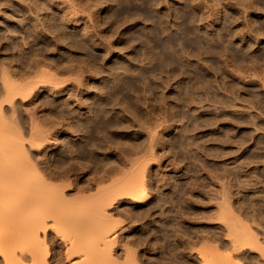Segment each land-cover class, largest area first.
I'll use <instances>...</instances> for the list:
<instances>
[{"label": "rangeland", "instance_id": "obj_1", "mask_svg": "<svg viewBox=\"0 0 264 264\" xmlns=\"http://www.w3.org/2000/svg\"><path fill=\"white\" fill-rule=\"evenodd\" d=\"M207 1H209V2L207 3ZM246 1L248 2L247 3L248 6L246 4ZM18 2H19V4H18ZM174 3L177 5V7ZM191 3H193L194 5ZM239 3H240V5H239ZM71 4H73V5H71ZM233 4H234V6H233ZM195 5H197V6H195ZM50 6H51V8H50ZM189 6H191V7H189ZM76 7H78V8H76ZM23 11H25V12H23ZM175 11L177 12V14ZM235 11H237V12L235 13ZM19 12H21V13H19ZM85 12H87L88 14ZM137 12H139L138 13L139 15L137 14ZM146 12L148 13V15ZM153 12H155V14ZM131 13H133L134 16L131 15ZM158 13H160V14H158ZM153 14H154V16H151ZM90 15H91V17H90ZM136 15H138V16H136ZM200 15H201L202 19L200 18ZM202 15H203V17H202ZM123 16H125V17H123ZM129 16H131V17H129ZM140 16H142V17H140ZM166 16L168 17V19ZM146 17H147V19H146ZM148 17H150V18L152 17V18L150 19ZM155 17H156V19H155ZM176 17L179 19H177ZM215 17H217V18H215ZM24 18H26L25 19L26 22H25ZM31 18H32V20H31ZM48 18H49V20H48ZM131 18L133 21L131 20ZM140 18H142V20ZM144 18H145V20H144ZM174 18H175V20H174ZM182 19H184V21ZM191 19L193 22L191 21ZM226 19H228V21ZM21 20H23V21H21ZM150 20H152V21H150ZM159 20H161V21H159ZM199 20H200V22H199ZM166 21H167V24H166ZM177 23H178V25H177ZM186 23L188 26L186 25ZM250 23L251 24L253 23V24L251 25ZM34 24H36V25H34ZM244 24L246 26H244ZM43 25H45V27ZM176 25H177V27H176ZM197 25H198V28H197ZM82 26L84 29L82 28ZM207 26H208V28H207ZM243 26L245 28H243ZM263 27H264V0H258V1L257 0H253V1L252 0L251 1L250 0H243V1L242 0H223V1L222 0H216V1L215 0H195V1L194 0H189V1L188 0H169V1L168 0H165V1H163V0H154V1L153 0H144V2H143V0H141V1H139V0H13V1L12 0H0V67L3 66V68H0L1 69V72H0V74H1L0 75V96L2 97L3 95H5L7 93L6 94V98H7L8 93H10V96H11V94L15 95L17 93L14 91H12L13 92L12 93L10 89H8V90H10L9 92L6 91L7 88L5 85H6V81L8 79L6 81H3V77H2L5 74H6L7 78H9V76L11 77V78H9V80L11 82L13 81L14 85L17 83L16 84L17 87L15 86L16 88H14L15 91L18 88L19 89L22 88L23 85L27 86L29 88L33 87V88H31V90L28 89V90H30L29 93L26 94L27 91L25 93L23 92L24 95L26 94L25 96L21 95L19 92V94L17 96H15L14 99L11 98V102H12L11 104H10V102H8L9 100H7V99H6L7 102H3L5 96H4V98L0 97V99H1L0 108L2 107L0 109V114H2V116L0 115V118H2L3 116L4 117L6 116L5 118L9 117V116L5 115V113L8 112V115H10V118H7V120L6 119H2V120L7 122L9 119L7 124H10L9 122L12 121L11 123H13L15 126L19 125L18 127H20V128L18 130L19 131L21 130L22 133L24 132L23 133V134H25V135H23L24 137H27V136L30 137V132H29L30 127L29 126H33V124L30 123L31 121H34L35 127L36 126L39 127V126H41V124H43V126L39 127V129L40 128L44 129L45 128L44 126L47 127L44 130L41 129L43 132L45 130L47 132V133L44 132L45 136H47V139H44L43 143H42L44 145L43 146V151H44L43 153L44 154L46 153V154H45V156L43 155L42 158L47 159V157L50 155L49 158L47 159V163L49 164L50 169L53 170V172L50 176V180L53 178L52 179L53 183L54 184L56 183L59 186H60V184L62 185V184H65L67 182L68 186L65 187L62 185L61 187L65 188L64 189V195H66L68 198L77 199L76 196H78V195L82 196V195H84V193H85L84 196H87L86 193L89 194V196H95L96 193L98 194V192L100 193V191H104V187L106 189V188L112 186L116 181L121 180V182L122 181L126 182L127 180L130 181V180H133L135 178H136L135 180H137L142 175L144 177L146 176L145 177L146 180L143 176H142L143 178L139 179L140 181L143 180L145 182V184L149 188H151V189H149L151 197L146 202H144V204L143 203L137 204L138 202H136L132 197H130V195L128 197L127 196L128 194H126V193H125L126 196L125 195L123 196V194H121V196H119V193L117 195V193L114 192V194L117 196V198H116V196H112L115 198L114 201H113V199L109 200L110 202L113 201L111 203L108 201L109 204H111V205H109L107 203L109 205V206L106 205L107 211L105 210L106 211L105 214L102 215V216H104L103 220H102L103 222L106 221L108 218L109 219H111V218L116 219V220L114 219V221L110 220L112 222V223H110L113 227V228L111 227L112 230L110 229L111 225H109V224H107L108 225L107 228H109V230H110L109 235L111 234V237L113 236L115 239L117 238L115 240V242L113 239L110 238V240L114 242L113 243L114 245H112V243L110 241V243L112 245L110 247L113 248L112 253H114L113 254L114 257L116 256V258H119V259H117V261H119V264L124 262L125 258H126V260H127V258H129V262L126 261L128 263L125 262V264H129L131 262L130 260H133L132 264H135L134 259H132V257H134L135 255L136 256L134 258L138 259V261H139V263L137 261L136 264L137 263L138 264H203V263L206 264L207 259H209L210 257H212V258L214 257L213 260L210 258L214 263L209 259L210 263H212V264L218 263L220 261V260H218V258L222 259V261L224 259V261H223L224 263H220V264H228V263L231 264L230 262H226V261H228L226 258L222 257L223 254L221 253V251L224 252V255H227L228 253L229 254L233 253V254H230V256L232 255L231 260H234V262L238 258L239 261H237V262H240L242 264H264V254H263L264 253V205H262V204H264V195H263L264 194V125H263L264 124V120H263L264 119V72H262V71H264V66H263L264 65V58H263L264 57V36H263L264 35V28ZM185 28H186V30H185ZM182 29H184V30H182ZM163 30H164V32H163ZM260 30H261V33H260ZM52 31H54V32H52ZM156 31H158V32H156ZM183 31H185L186 33L188 31V33L187 34L185 32L183 33ZM49 32H50V34H48ZM193 32H195V33H193ZM249 32H251L253 36L251 35V33L248 34ZM167 33H169L170 35ZM206 33H207V35H206ZM210 33H211V35H210ZM240 33H241V35L239 36ZM258 33L260 34L261 37L254 36V34L257 35ZM151 34H152V36H151ZM183 34H184V36H183ZM191 34H192V36H191ZM229 34H230V36H229ZM52 35H53V37H52ZM175 35H177V36L175 37ZM155 36H157V38ZM179 36H182V37L180 38ZM221 36H222V39H221ZM226 36H227V38H226ZM87 39H88V41H87ZM186 39L189 41H187ZM190 39H192V40H190ZM199 39H200V41H199ZM210 39H211V41H210ZM214 39H215V41H214ZM145 40H148V41H145ZM54 41H56V42H54ZM149 41H151V44ZM191 41H193V42H191ZM201 41H203L204 43ZM187 42H189V43H187ZM200 42L202 43V45H200ZM180 43H182V44H180ZM213 43H214V45H213ZM167 44H169V45H167ZM172 44H175V45H172ZM210 45H211V47H210ZM154 46H155V48H154ZM199 46H200V48H199ZM223 46H224V48H223ZM160 47L162 50L160 49ZM201 47L204 49L200 50ZM151 48L155 49V50H152ZM158 48H159V50H158ZM221 48H223V50ZM170 49H171V51H170ZM224 49H227L228 51L227 50L225 51ZM232 49H233V51H232ZM220 50H221V52H220ZM180 51H181V53H180ZM164 52H165V54H164ZM213 53L215 55H213ZM163 54L166 56H164ZM224 54L225 55L227 54V55L225 56ZM231 54H233L234 58H233V56H231ZM244 54H246L245 57L243 56ZM247 54H248V56H247ZM219 57L220 58L222 57V58L220 59ZM142 58L144 60H142ZM149 58H150V60H148ZM216 58H217V60H216ZM229 58H231V59H229ZM251 58H252V60H251ZM40 59H42L43 61ZM47 59L49 60V62ZM261 59H263V60L261 61ZM28 60H29V62H28ZM169 60H171L172 63ZM173 60H175V61H173ZM50 61H51V63H50ZM166 62H167V64H165ZM41 63H42L43 67H44V65H47V66H45V68L43 69V67L41 68ZM65 63H67L69 65L67 66V64H65ZM70 63H73V64L70 66ZM78 63H79V65H78ZM159 63H160V65H159ZM235 63H237V64H235ZM60 64H61V66H60ZM82 64H84L83 65L84 67L82 66ZM249 64H252V66ZM15 65H16V68H15ZM20 65H21V68L19 67ZM55 66H57L60 69H58ZM100 66H101V68H100ZM194 66H197V67H194ZM244 66H246V67L244 68ZM180 67H181V69H180ZM235 67H237L238 71L235 70L236 69ZM51 68H52V70H51ZM71 68L73 69V71H75L76 70L75 68H77V70H79V71H75L73 73ZM142 68H144L146 71ZM2 69H4V71ZM45 69L46 70L49 69L48 71L51 70L50 73H51V79L52 80H50V78L48 79V75H50V74H48L49 72L46 73L47 71L45 72L44 71ZM231 69H233V70H231ZM259 69H260V71H259ZM213 70H215V71H213ZM216 70H217V72H216ZM242 70H243V72H242ZM2 71L4 73H2ZM239 71H241V73ZM247 71H249V72H247ZM23 72L24 73L28 72V74L25 73V75H24ZM40 72L48 74V75L45 74L46 75L45 79L49 80L48 82L45 79L42 80L43 78L41 76H38L39 74H41ZM56 73H57V75H59L61 77L64 76L63 77L64 82L62 81L61 77H60L61 79L60 78L58 79V76L56 78L55 77L56 75L54 76L55 78L54 77L52 78V74L54 75ZM77 73H79V75H81V76H79ZM235 73H237V74H235ZM244 73H246V75ZM7 74H9V75L7 76ZM20 75L24 79H22L20 77ZM33 75H36L38 77V79L35 76H34V78H36L37 80L36 79L34 80L33 78H28V77H33ZM43 75L44 74H42V76ZM115 75L116 76L118 75V76L116 77ZM241 75H243L245 77L242 76L243 77L242 78ZM25 76H28V77L26 78ZM155 76H157V77H155ZM261 76H263V77L261 78ZM6 77L4 79H6ZM39 77L42 79H40ZM115 77H116V79H115ZM214 77H216V78H214ZM238 77H239V80H238ZM240 78H242V79H240ZM244 78H246V79L244 80ZM12 79H14L16 81V83ZM25 79H26V84L22 82V81H25ZM31 79L33 82L30 84ZM56 79H58V81ZM75 79H77L78 82H76ZM186 79H188V80H186ZM38 80H40V81H38ZM115 80H116V82H115ZM43 81H46V82H44V84L39 83V82H43ZM79 81H80V83H79ZM162 81H163V83H162ZM199 81H201V82H199ZM208 81H209V83H208ZM49 82H51V83H49ZM54 82L57 84H53ZM141 82L142 83L144 82V83L142 84ZM225 82H227V83H225ZM18 83L21 84L22 87L21 86L19 87ZM60 83L62 85H58ZM113 83H115V84H113ZM196 83H198V84L196 85ZM201 83H202V86H200ZM205 83H207V84H205ZM208 84H210V85H208ZM223 85H226L227 87L226 86L224 87ZM56 86H57V88H56ZM147 86H149V87L147 88ZM195 86H198L197 87L198 89H196ZM69 87H71V88H69ZM115 87H117V88H115ZM140 87H141V89H140ZM193 87H194V89H193ZM24 88H26V87H24ZM24 88L20 89V90L23 91ZM77 88L78 89L80 88V89L78 90ZM110 88H112V89H110ZM185 88H186V90H185ZM209 88H210V91L208 90ZM252 88H254V89H252ZM149 89H150V91H149ZM234 89H236V90H234ZM244 89H246V90H244ZM250 89H252V91ZM183 90H185V91H183ZM217 90H219V91H217ZM231 90H233V91H231ZM63 91H65V92H63ZM189 91H191V92H189ZM110 92L112 94L113 93L114 94L111 95ZM141 92H142V94H140ZM147 92H148V95H147ZM192 92H193V94H192ZM207 92H208V94H207ZM1 93H3V95ZM74 93H75V95H74ZM71 94H73V95H71ZM199 94L202 96H200ZM208 95H209V97H208ZM258 95H259V97H258ZM22 96H23L24 100L22 99ZM112 96L115 97L114 98L115 100L112 99ZM225 96H226V98H225ZM253 96H255V97H253ZM132 97H135V98L133 99ZM163 97H165V98H163ZM195 97H196V99H195ZM183 98H185V99L183 100ZM198 98L201 100H199ZM218 98H219V100H218ZM241 98L243 99V101ZM123 99H124V101H123ZM150 99L152 101H150ZM157 99H158V101H157ZM135 102H136V105H135ZM159 102H160V104H159ZM161 102L164 104H162ZM221 102H223L224 104ZM1 103H3V104H1ZM53 103H55V104H53ZM185 103H186V105H185ZM228 103L233 104L234 106L230 105ZM247 103H249L250 106ZM193 104H194V106H193ZM11 105L13 106V108ZM134 105L136 107H134ZM222 105H224V106H222ZM235 105H237L236 108H234ZM260 105H261V107H260ZM227 106H228V108H227ZM245 106H247L248 108ZM164 107H165V109H164ZM193 108H195V109H193ZM14 109H15V111H11ZM129 110L131 111V113ZM78 111H80V112H78ZM168 111H169V113H168ZM68 112H70V113H68ZM192 112H195V113H192ZM9 113H11L12 116ZM252 113H254V114H252ZM69 114L71 116H69ZM144 114H145V116H144ZM192 114L193 115L195 114L194 117ZM119 115L121 116V118ZM252 115H253V117H251ZM15 117H16V119H14ZM17 117L18 118L20 117L19 118L20 120ZM31 118H32V120H30ZM70 120H72V122ZM139 120H142V121H139ZM168 120H170V121H168ZM194 120H196L197 122ZM35 121H36V123L38 121L39 122L37 124H35ZM125 121H126V123H124ZM145 121H147L148 123ZM167 121H168V123H167ZM175 121H176V123H175ZM149 122L151 125L149 124ZM52 123H54L55 126ZM88 123H90V124H88ZM127 123L129 124V126ZM253 123H255V124H253ZM258 123H260V124H258ZM13 124H11V125H13ZM131 124H132V126H131ZM139 124H141L142 126ZM144 124H145V127H144ZM188 124H190L191 127ZM68 127H70V128H68ZM153 128H154V130H153ZM160 128H162V129H160ZM12 129H14V128H12ZM146 131H148V132H146ZM18 133L15 132V134H18ZM48 133H49V135H47ZM113 133L115 134V137H114ZM155 133H156V136H155ZM170 133H171V135H170ZM20 135H22V134H20ZM179 135H181V136H179ZM54 136H55V138H54ZM158 136H160V137H158ZM19 137H16V138H19ZM28 137H27L26 141L24 140L27 148H29L31 146L30 144H28L30 142H27L30 140V138L28 140ZM155 138L160 139V140L157 141ZM184 138H187V139H184ZM81 139H82V141H81ZM106 139H109V141ZM45 140H46V142H45ZM192 140H193L194 144H192ZM180 141H181V143H179ZM188 141H189V143H188ZM146 142H148V143H146ZM97 143H99V144H97ZM120 143H121V146H120ZM129 143H130V145H129ZM131 144H133V145H131ZM111 145H112V147H111ZM145 145H146V147H145ZM153 145H155V146H153ZM170 145H171V147H170ZM47 147H48V149H47ZM74 147H76V148H74ZM124 147H125V149H124ZM149 147L152 148L151 151H150ZM185 147H186V149H185ZM130 148H131V150H130ZM188 149H189V151H187ZM135 150H136V152H135ZM191 150H192V152H191ZM29 151L32 153L30 154ZM29 151H28L29 155L32 156V158H34V157L36 158V156L38 155L37 150L31 151V149H30ZM180 151H181V153H180ZM193 151H195V152H193ZM72 152H74V153H72ZM138 152H140V153L138 154ZM142 152L145 155H143ZM153 152H155V153H153ZM128 155H130V156H128ZM38 156H40V154ZM138 156H139V158H138ZM151 156H152V159H151ZM122 157H125L127 159H125V158L123 159ZM129 157H130L132 162L129 161L130 160ZM144 157H146V158H144ZM147 158H149V159H147ZM139 159H140V161L143 159L145 161L143 160L140 162ZM134 160L135 161L137 160L140 162V163L139 162L137 163L139 166H137L136 163H135L136 165L134 164L135 166L133 165V163L135 162ZM146 160H149V161H146ZM62 161H63L62 165L59 166L61 164L60 162H62ZM65 161H67V162H65ZM127 161H128V163H127ZM87 162H88V164H87ZM101 162L103 164H101ZM147 162H149V163H147ZM47 163H44V165L45 166L48 165ZM110 163H111V167L109 166ZM143 163H144V165H142ZM127 164H130V165L127 167ZM103 165H105V166H103ZM120 165H121V171L119 169V172H118L117 168H120ZM62 166H64V167H62ZM80 166H82V167L84 166V168H82ZM106 166H107V168H106ZM115 166L117 168H115ZM133 166H134L133 170L132 169L130 170V168ZM104 167H105V169H107V171H110V173L109 172L107 174L104 173L103 172V171H105ZM108 167H109V169H108ZM125 167H127L129 169L127 170ZM187 167H189V168L187 169ZM61 168H62V170L65 169V171L64 170L62 171ZM68 168H69V170H67ZM94 168H96V170ZM101 169H102V171H101ZM94 170H95V173H94ZM112 170H115V171L117 170V174H119V176L120 175L123 176V174L125 175L127 173H129L131 175L127 174L126 176L122 177L123 179L122 178L120 179L117 174L115 175V173H116L115 171H114L115 172L114 174L111 173ZM194 170H195V172H194ZM54 172L55 173L58 172L57 174H59L61 177L64 175L62 177V180H61V177L60 178L58 177L59 175H54L55 174ZM62 172H63V174H61ZM65 172H66V175L64 174ZM101 172L103 174H101ZM136 172L141 173V174L143 173V174L141 176H138V178H137V176L136 177L132 176V175H135L133 173H136ZM96 173L97 174L99 173L100 175H102L100 177H103L104 181L102 180V182H101L100 180H96L97 177H98L97 179H100L99 176H96ZM111 174L113 177L111 176ZM52 175H54V176L52 177ZM128 175H129L130 179L129 178L127 179ZM137 175H139V174H137ZM131 176H132V178H131ZM222 176H224V177H222ZM252 176H254V177H252ZM94 177H95V179H94ZM108 177H109V180H108ZM124 177H126L127 180H124L125 179ZM63 178L65 180V183H64ZM110 178H111V180L113 178H115L116 181L114 183L112 182V184H111ZM118 178H119V180H117ZM234 178H236V179H234ZM92 179H94V180H92ZM244 179H245V181H244ZM139 180H137V181H139ZM191 180H192V182L194 180V182L192 183ZM95 181H97L98 183ZM113 181H114V179H113ZM220 181H222V183ZM90 182H91L92 186L89 185ZM225 182L226 183L228 182V183L226 184ZM83 183H84V185H83ZM87 183H88V185H86ZM96 183H97V186H96ZM176 183H178V184H176ZM67 184H65V185H67ZM78 184H81L83 186L86 185L88 187H86L83 190L82 189L81 190L76 189ZM108 184H109V186L106 187V185H108ZM165 184H168V185H165ZM172 184L175 186H173ZM122 185H123L122 188H126V187H124L125 184H122ZM222 185L224 187H222ZM95 187H96V189H95ZM88 188H89V190H87ZM76 190L79 193H76ZM78 190H80V191H78ZM84 190H86V191H84ZM90 190L93 192H91ZM120 190H121V188H120ZM151 190H152V192H151ZM257 190H258V192H257ZM81 191H83L84 193H82ZM73 192L75 193V195H73L74 194ZM117 192H120V191H117ZM259 192H261L262 196L260 195ZM92 193H94V194L92 195ZM253 193L255 194V196L257 198L254 196ZM80 194H82V195H80ZM68 195H70V197ZM219 195H220V199H219ZM71 196H73V197H71ZM118 196L120 197L119 199H118ZM211 197L212 198L214 197V198L212 199ZM221 197H223L222 198L223 201L221 200ZM130 198H132L133 201ZM178 199H181L183 201L178 200ZM214 200H216V201L219 200V201H217L218 204ZM243 201L245 203H242ZM172 202H173V204H172ZM181 203H183V204L181 205ZM251 203H252V206L250 207ZM222 204H224V205H222ZM226 204H227V206H226ZM243 204H245V205L247 204V205L244 206ZM256 204L258 207L255 206ZM107 207H109V208L107 209ZM225 207H227V208H225ZM246 207H247V209H246ZM252 207H253V209H252L253 211L250 209ZM228 208H230V209H228ZM222 209H223V212H221ZM128 210L130 213L128 212ZM107 212L112 214V216L110 214H109L110 216H108ZM213 212H215L217 214V216ZM220 212H221L222 216H219ZM227 212H230V213H227ZM231 213H234V214H232V217H230ZM252 213H253V215H252ZM139 214H141V215H139ZM260 214H261V217L259 218ZM113 215L117 216V218L114 217ZM134 215H135V217H134ZM105 216L106 217L108 216V217L105 219ZM210 216L212 217V219L210 218ZM220 217H222L224 219V221L222 220L223 223L219 222L218 219H220ZM237 217H239V218H237ZM135 218H137V219H135ZM228 218H230V219H228ZM242 218H244V219H242ZM261 218H263V219H261ZM109 219L106 221V223H108ZM166 219H168V220H166ZM238 219H242L241 222H243V220H245L244 223H246L248 221L247 223L249 225H247V229H249L248 226H250L251 229L252 228L254 229V231L252 229L253 235H251L250 238L252 236L255 237L256 233L259 234L256 238H257V240H259V242L261 241L259 243L260 246H259V244H257V246L255 244H253L254 243L253 241H252L253 243L250 242L251 239L249 240V242H247L249 239V235H250V233L248 234V232H250L251 230L248 231L246 228H244V226H243L244 223L242 225ZM120 221H122V222H120ZM231 221H232V223H231ZM236 221H237V224H236ZM226 222L228 223V225ZM238 223H240L239 224L240 226L238 225ZM257 223L259 225H257ZM233 224L236 226H234ZM116 225H118V226H116ZM115 226H116V228H115ZM221 226L224 228H222ZM229 226H230V230H229ZM232 226H233V230L237 229V228H239V229L243 228L242 230H244L245 235H243L244 233L242 230L237 229V231L238 230L240 231V232H237L235 230V232L238 233V235H237L238 238H237L235 236L236 234L233 233L234 231L231 230ZM60 229H61L63 234H66L67 232L70 231V228H68L67 231L63 230V229H65V227H63V226ZM228 230H229V232H228ZM245 230H247V232ZM114 231H115L116 235L114 234ZM162 231H163V233H162ZM225 231H227V232H225ZM153 232H155V233H153ZM230 232L232 234H235L234 235L235 240H234V238L230 239L232 236V234ZM62 233L60 232L59 234H62ZM240 233L242 235H239ZM254 233H255V235H254ZM55 234H57V235H55ZM112 234H114V235H112ZM176 234L178 235V237ZM228 235H231V236H228ZM247 236H248V238H247ZM51 237H53V238H51ZM242 237H244V238H242ZM59 238L61 239V237H58L57 232H51L50 236L46 238V240L48 239V241H46V242H48L47 247L48 248L50 247L49 248L50 253L56 254V250L59 249L58 247L63 245L64 241L61 239L62 241L60 240V243H59ZM240 238H241V240H240ZM256 238L254 239V241H257ZM236 239H238V240H236ZM232 240H233V242H232ZM158 241H160V242H158ZM210 241H213V242H210ZM235 241H237V243L239 241V244L241 241L240 245L244 244L242 246H240L239 244H238L239 246L236 245V247H238L237 252H236V250L234 251V249L232 248V245L235 246V244H237ZM243 241H245V242L243 243ZM49 242H51L52 245H50L51 243H49ZM203 243H204V245H203ZM248 243L249 244L252 243L253 245L251 244L249 247ZM60 244H62V245H60ZM213 244H214V246H213ZM215 244L216 245L218 244V245L216 246ZM63 246H62L63 248L60 247L61 249L58 250V251L61 250L62 253L57 251V254H60V255L56 254V258H57V256H59L57 259L62 258V260H63L62 262H64V264H73V263L76 264V262H78V261L80 262L81 259L76 261V258L78 259L79 256H75L72 259L66 261L67 259H65L66 256H65V251H64L65 250V244ZM209 246H211L210 249H213V251L209 249ZM223 246H225V247H223ZM230 246L232 249L229 248ZM251 246H253L254 248ZM176 247H178V248H176ZM55 248H56V250H55ZM203 248L204 249L206 248L207 251L210 250V254H209V251L206 252V250H203ZM51 249H53V250H51ZM122 249L124 250V252ZM214 249H216L217 251H215ZM220 249H221V251H220ZM240 249H242V250H240ZM261 249H263V250H261ZM214 251L216 253H218L220 255V257H217L215 259L216 254ZM117 252H119V253H117ZM125 252L128 253V254L126 253L127 256L130 255L131 257L130 256L129 257H123ZM137 252H138V254H137ZM201 252H202V255H201ZM225 253H227V254H225ZM205 254H207L205 257H207L208 255H210V257L207 259L204 258L203 256ZM214 254H215V256H214ZM179 255H180V257H179ZM201 256L204 259H206V261L201 263V261L204 260ZM121 257H122V260L124 259L123 261L120 260ZM148 257H149V259H148ZM195 257H196V259H195ZM201 259H203V260H201ZM225 259H226V261H225ZM216 260H218V262H216ZM122 264H124V263H122ZM207 264H209V263H207Z\"/></svg>", "mask_w": 264, "mask_h": 264}, {"label": "bare ground", "instance_id": "obj_2", "mask_svg": "<svg viewBox=\"0 0 264 264\" xmlns=\"http://www.w3.org/2000/svg\"><path fill=\"white\" fill-rule=\"evenodd\" d=\"M13 1V0H12ZM139 1H141V0H139ZM154 1V0H153ZM163 1H165V0H163ZM169 1V0H168ZM189 1V0H188ZM195 1V0H194ZM216 1V0H215ZM223 1V0H222ZM243 1V0H242ZM251 1V0H250ZM253 1V0H252ZM258 1V0H257ZM21 2V1H20ZM66 2V1H65ZM73 2V1H72ZM143 2H144V0H143ZM158 2V1H157ZM200 2V1H199ZM209 1H207V3H208ZM241 2V1H240ZM245 2V1H244ZM262 2V1H261ZM12 3V2H11ZM130 3V2H129ZM152 3V2H151ZM150 3V4H151ZM184 3V2H183ZM189 3V2H188ZM248 2L246 1V4H247ZM18 4H19V2H18ZM22 4V3H21ZM44 4V3H43ZM79 4V3H78ZM149 4V3H148ZM164 4V3H163ZM175 4V3H174ZM190 4V3H189ZM191 4H193V3H191ZM214 4V3H213ZM11 5V4H10ZM61 5V4H60ZM71 5H73V4H71ZM76 5V4H75ZM130 5V4H129ZM128 5V6H129ZM132 5V4H131ZM156 5V4H155ZM154 5V6H155ZM176 5V4H175ZM194 5V4H193ZM209 5V4H208ZM239 5H240V3H239ZM44 6V5H43ZM48 6V5H47ZM77 6V5H76ZM153 6V5H152ZM195 6H197V5H195ZM207 6V5H206ZM233 6H234V4H233ZM247 6H248V4H247ZM75 7V6H74ZM156 7V6H155ZM173 7V6H172ZM176 7H177V5H176ZM189 7H191V6H189ZM188 7V8H189ZM199 7V6H198ZM208 7V6H207ZM217 7V6H216ZM239 7V6H238ZM261 7V6H260ZM16 8V7H15ZM22 8V7H21ZM50 8H51V6H50ZM73 8V7H72ZM76 8H78V7H76ZM180 8V7H179ZM182 8V7H181ZM212 8V7H211ZM214 8V7H213ZM244 8V7H243ZM246 8V7H245ZM155 9V8H154ZM158 9V8H157ZM165 9V8H164ZM192 9V8H191ZM249 9V8H248ZM251 9V8H250ZM142 10V9H141ZM153 10V9H152ZM189 10V9H188ZM203 10V9H202ZM240 10V9H239ZM262 10V9H261ZM29 11V10H28ZM139 11V10H138ZM154 11V10H153ZM172 11V10H171ZM181 11V10H180ZM196 11V10H195ZM208 11V10H207ZM227 11V10H226ZM242 11V10H241ZM240 11V12H241ZM23 12H25V11H23ZM51 12V11H50ZM130 12V11H129ZM132 12V11H131ZM156 12V11H155ZM155 12H153L154 14H155ZM161 12V11H160ZM163 12V11H162ZM176 12V11H175ZM211 12V11H210ZM219 12V11H218ZM230 12V11H229ZM237 11H235V13H236ZM3 13V12H2ZM19 13H21V12H19ZM83 13V12H82ZM85 13H87V12H85ZM139 12H137V14H138ZM143 13V12H142ZM147 13V12H146ZM152 13V12H151ZM166 13V12H165ZM168 13V12H167ZM173 13V12H172ZM215 13V12H214ZM244 13V12H243ZM25 14V13H24ZM88 14V13H87ZM154 14L153 15H151V16H154ZM158 14H160V13H158ZM169 14V13H168ZM176 14H177V12H176ZM183 14V13H182ZM189 14V13H188ZM218 14V13H217ZM241 14V13H240ZM248 14V13H247ZM131 15H133V13H131ZM139 15V14H138ZM138 15H136V16H138ZM142 15V14H141ZM145 15V14H144ZM147 15H148V13H147ZM146 15V16H147ZM163 15V14H162ZM193 15V14H192ZM211 15V14H210ZM228 15V14H227ZM232 15V14H231ZM33 16V15H32ZM89 16V15H88ZM134 16V15H133ZM195 16V15H194ZM193 16V17H194ZM198 16V15H197ZM224 16V15H223ZM222 16V17H223ZM237 16V15H236ZM247 16V15H246ZM19 17V16H18ZM74 17V16H73ZM90 17H91V15H90ZM123 17H125V16H123ZM128 17V16H127ZM129 17H131V16H129ZM140 17H142V16H140ZM167 17V16H166ZM165 17V18H166ZM178 17V16H177ZM176 17V18H177ZM196 17V16H195ZM202 17H203V15H202ZM228 17V16H227ZM233 17V16H232ZM243 17V16H242ZM250 17V16H249ZM88 18V17H87ZM137 18V17H136ZM148 18H150V17H148ZM152 18V17H151ZM150 18V19H151ZM199 18V17H198ZM200 18H201V15H200ZM215 18H217V17H215ZM234 18V17H233ZM26 18H24V20H25ZM130 19V18H129ZM141 20H142V18H140ZM146 19H147V17H146ZM154 19V18H153ZM152 19V20H153ZM155 19H156V17H155ZM161 19V18H160ZM167 19H168V17H167ZM177 19H179V18H177ZM176 19V20H177ZM187 19V18H186ZM202 19V18H201ZM231 19V18H230ZM242 19V18H241ZM31 20H32V18H31ZM47 20V19H46ZM48 20H49V18H48ZM87 20V19H86ZM90 20V19H89ZM92 20V19H91ZM124 20V19H123ZM131 20H132V18H131ZM144 20H145V18H144ZM152 20H150V21H152ZM174 20H175V18H174ZM183 21H184V19H182ZM198 20V19H197ZM210 20V19H209ZM227 21H228V19H226ZM238 20V19H237ZM250 20V19H249ZM21 21H23V20H21ZM20 21V22H21ZM51 21V20H50ZM88 21V20H87ZM121 21V20H120ZM125 21V20H124ZM133 21V20H132ZM131 21V22H132ZM135 21V20H134ZM159 21H161V20H159ZM168 21V20H167ZM167 21H166V24H167ZM191 21H192V19H191ZM204 21V20H203ZM223 21V20H222ZM235 21V20H234ZM245 21V20H244ZM243 21V22H244ZM25 22H26V20H25ZM31 22V21H30ZM47 22V21H46ZM77 22V21H76ZM122 22V21H121ZM148 22V21H147ZM193 22V21H192ZM197 22V21H196ZM199 22H200V20H199ZM236 22V21H235ZM234 22V23H235ZM256 22V21H255ZM34 23V22H33ZM52 23V22H51ZM84 23V22H83ZM93 23V22H92ZM128 23V22H127ZM157 23V22H156ZM165 23V22H164ZM173 23V22H172ZM180 23V22H179ZM191 23V22H190ZM195 23V22H194ZM198 23V22H197ZM233 23V22H232ZM246 23V22H245ZM254 23V22H253ZM252 23V24H253ZM257 23V22H256ZM255 23V24H256ZM85 24V23H84ZM97 24V23H96ZM119 24V23H118ZM125 24V23H124ZM155 24V23H154ZM162 24V23H161ZM189 24V23H188ZM196 24V23H195ZM202 24V23H201ZM225 24V23H224ZM237 24V23H236ZM251 24V23H250ZM251 24V25H252ZM263 24V23H262ZM34 25H36V24H34ZM177 25H178V23H177ZM177 25H176V27H177ZM186 25H187V23H186ZM227 25V24H226ZM44 27H45V25H43ZM49 26V25H48ZM148 26V25H147ZM188 26V25H187ZM196 26V25H195ZM240 26V25H239ZM244 26H246L245 24H244ZM243 26V28H245ZM27 27V26H26ZM35 27V26H34ZM53 27V26H52ZM86 27V26H85ZM156 27V26H155ZM173 27V26H172ZM180 27V26H179ZM222 27V26H221ZM230 27V26H229ZM228 27V28H229ZM250 27V26H249ZM29 28V27H28ZM31 28V27H30ZM39 28V27H38ZM41 28V27H40ZM82 28H83V26H82ZM151 28V27H150ZM197 28H198V25H197ZM207 28H208V26H207ZM238 28V27H237ZM256 28V27H255ZM259 28V27H258ZM264 28V27H263ZM36 29V28H35ZM46 29V28H45ZM84 29V28H83ZM191 29V28H190ZM211 29V28H210ZM222 29V28H221ZM234 29V28H233ZM236 29V28H235ZM261 29V28H260ZM37 30V29H36ZM44 30V29H43ZM97 30V29H96ZM151 30V29H150ZM157 30V29H156ZM171 30V29H170ZM182 30H184V29H182ZM185 30H186V28H185ZM195 30V29H194ZM201 30V29H200ZM229 30V29H228ZM239 30V29H238ZM257 30V29H256ZM47 31V30H46ZM83 31V30H82ZM85 31V30H84ZM94 31V30H93ZM99 31V30H98ZM152 31V30H151ZM169 31V30H168ZM167 31V32H168ZM177 31V30H176ZM193 31V30H192ZM198 31V30H197ZM230 31V30H229ZM243 31V30H242ZM247 31V30H246ZM245 31V32H246ZM254 31V30H253ZM37 32V31H36ZM39 32V31H38ZM52 32H54V31H52ZM90 32V31H89ZM156 32H158V31H156ZM163 32H164V30H163ZM170 32V31H169ZM175 32V31H174ZM178 32V31H177ZM185 31H183V33H184ZM199 32V31H198ZM197 32V33H198ZM208 32V31H207ZM41 33V32H40ZM86 33V32H85ZM84 33V34H85ZM101 33V32H100ZM151 33V32H150ZM181 33V32H180ZM186 33V32H185ZM187 33H188V31H187ZM186 33V34H187ZM190 33V32H189ZM193 33H195V32H193ZM230 33V32H229ZM251 32H249L248 34H250ZM260 33H261V30H260ZM263 33V32H262ZM48 34H50V32L48 33ZM91 34V33H90ZM155 34V33H154ZM164 34V33H163ZM167 34H169V33H167ZM166 34V35H167ZM172 34V33H171ZM176 34V33H175ZM178 34V33H177ZM243 34V33H242ZM247 34V33H246ZM259 34V33H258ZM256 35V34H254V36H258V37H261L260 36V34L259 35ZM87 35V34H86ZM100 35V34H99ZM149 35V34H148ZM158 35V34H157ZM162 35V34H161ZM160 35V36H161ZM170 35V34H169ZM206 35H207V33H206ZM210 35H211V33H210ZM234 35V34H233ZM241 35V33L239 34V36ZM251 35H252V33H251ZM59 36V35H58ZM98 36V35H97ZM151 36H152V34H151ZM177 35H175V37H176ZM183 36H184V34H183ZM191 36H192V34H191ZM220 36V35H219ZM229 36H230V34H229ZM249 36V35H248ZM253 36V35H252ZM264 36V35H263ZM52 37H53V35H52ZM149 37V36H148ZM156 38H157V36H155ZM162 37V36H161ZM172 37V36H171ZM180 38L182 37V36H179ZM196 37V36H195ZM218 37V36H217ZM234 37V36H233ZM91 38V37H90ZM104 38V37H103ZM191 38V37H190ZM197 38V37H196ZM199 38V37H198ZM205 38V37H204ZM211 38V37H210ZM226 38H227V36H226ZM86 39V38H85ZM146 39V38H145ZM177 39V38H176ZM183 39V38H182ZM202 39V38H201ZM219 39V38H218ZM221 39H222V36H221ZM225 39V38H224ZM241 39V38H240ZM256 39V38H255ZM102 40V39H101ZM168 40V39H167ZM173 40V39H172ZM187 40V39H186ZM190 40H192V39H190ZM208 40V39H207ZM220 40V39H219ZM229 40V39H228ZM227 40V41H228ZM231 40V39H230ZM259 40V39H258ZM87 41H88V39H87ZM98 41V40H97ZM143 41V40H142ZM145 41H148V40H145ZM152 41V40H151ZM151 41H149L150 42V44H151ZM166 41V40H165ZM177 41V40H176ZM180 41V40H179ZM185 41V40H184ZM187 41H189V40H187ZM199 41H200V39H199ZM210 41H211V39H210ZM214 41H215V39H214ZM217 41V40H216ZM221 41V40H220ZM54 42H56V41H54ZM95 42V41H94ZM101 42V41H100ZM99 42V43H100ZM104 42V41H103ZM183 42V41H182ZM191 42H193V41H191ZM201 42H203V41H201ZM200 42V45H202V43ZM208 42V41H207ZM229 42V41H228ZM231 42V41H230ZM241 42V41H240ZM50 43V42H49ZM89 43V42H88ZM96 43V42H95ZM134 43V42H133ZM187 43H189V42H187ZM204 43V42H203ZM234 43V42H233ZM236 43V42H235ZM255 43V42H254ZM263 43V42H262ZM141 44V43H140ZM171 44V43H170ZM180 44H182V43H180ZM199 44V43H198ZM207 44V43H206ZM210 44V43H209ZM221 44V43H220ZM219 44V45H220ZM53 45V44H52ZM106 45V44H105ZM167 45H169V44H167ZM172 45H175V44H172ZM184 45V44H183ZM182 45V46H183ZM197 45V44H196ZM195 45V46H196ZM213 45H214V43H213ZM216 45V44H215ZM222 45V44H221ZM99 46V45H98ZM141 46V45H140ZM150 46V45H149ZM177 46V45H176ZM175 46V47H176ZM188 46V45H187ZM198 46V45H197ZM225 46V45H224ZM224 46H223V48H224ZM239 46V45H238ZM252 46V45H251ZM169 47V46H168ZM210 47H211V45H210ZM144 48V47H143ZM153 48V47H152ZM151 48V49H152ZM154 48H155V46H154ZM163 48V47H162ZM195 48V47H194ZM199 48H200V46H199ZM223 48H221L222 50H223ZM248 48V47H247ZM257 48V47H256ZM160 49H161V47H160ZM179 49V48H178ZM187 49V48H186ZM198 49V48H197ZM202 49H204V48H202L201 47V49L200 50H202ZM207 49V48H206ZM220 49V48H219ZM230 49V48H229ZM244 49V48H243ZM259 49V48H258ZM152 50H155V49H152ZM158 50H159V48H158ZM162 50V49H161ZM160 50V51H161ZM214 50V49H213ZM217 50V49H216ZM215 50V51H216ZM225 51L227 50V49H224ZM242 50V49H241ZM27 51V50H26ZM170 51H171V49H170ZM185 51V50H184ZM228 51V50H227ZM231 51V50H230ZM232 51H233V49H232ZM261 51V50H260ZM153 52V51H152ZM163 52V51H162ZM186 52V51H185ZM220 52H221V50H220ZM223 52V51H222ZM247 52V51H246ZM255 52V51H254ZM109 53V52H108ZM149 53V52H148ZM151 53V52H150ZM155 53V52H154ZM177 53V52H176ZM180 53H181V51H180ZM188 53V52H187ZM186 53V54H187ZM218 53V52H217ZM226 53V52H225ZM245 53V52H244ZM42 54V53H41ZM164 54H165V52H164ZM163 54V55H164ZM201 54V53H200ZM220 54V53H219ZM218 54V55H219ZM146 55V54H145ZM168 55V54H167ZM172 55V54H171ZM185 55V54H184ZM210 55V54H209ZM213 55H215L214 53H213ZM221 55V54H220ZM225 55V54H224ZM227 55V54H226ZM225 55V56H226ZM242 55V54H241ZM245 55L246 54H244L243 56L245 57ZM24 56V55H23ZM43 56V55H42ZM148 56V55H147ZM161 56V55H160ZM164 56H166V55H164ZM189 56V55H188ZM191 56V55H190ZM231 56H233V54H231ZM247 56H248V54H247ZM252 56V55H251ZM254 56V55H253ZM50 57V56H49ZM168 57V56H167ZM177 57V56H176ZM187 57V56H186ZM209 57V56H208ZM215 57V56H214ZM250 57V56H249ZM259 57V56H258ZM32 58V57H31ZM40 58V57H39ZM42 58V57H41ZM145 58V57H144ZM182 58V57H181ZM202 58V57H201ZM220 58V57H219ZM222 58V57H221ZM220 58V59H221ZM233 58H234V56H233ZM264 58V57H263ZM26 59V58H25ZM163 59V58H162ZM214 59V58H213ZM229 59H231V58H229ZM250 59V58H249ZM40 60H42V59H40ZM48 60V59H47ZM46 60V61H47ZM142 60H144L143 58H142ZM148 60H150V58L148 59ZM154 60V59H153ZM176 60V59H175ZM175 60H173V61H175ZM212 60V59H211ZM215 60V59H214ZM216 60H217V58H216ZM227 60V59H226ZM233 60V59H232ZM251 60H252V58H251ZM257 60V59H256ZM263 59H261V61H262ZM27 61V60H26ZM43 61V60H42ZM53 61V60H52ZM131 61V60H130ZM162 61V60H161ZM170 62H171V60H169ZM195 61V60H194ZM205 61V60H204ZM224 61V60H223ZM234 61V60H233ZM248 61V60H247ZM254 61V60H253ZM28 62H29V60H28ZM48 62H49V60H48ZM67 62V61H66ZM152 62V61H151ZM192 62V61H191ZM202 62V61H201ZM211 62V61H210ZM238 62V61H237ZM249 62V61H248ZM256 62V61H255ZM43 63V62H42ZM42 63H41V68L43 67L42 66ZM50 63H51V61H50ZM56 63V62H55ZM68 63V62H67ZM67 63H65V64H67ZM74 63V62H73ZM73 63H70V66L73 64ZM149 63V62H148ZM169 63V62H168ZM172 63V62H171ZM190 63V62H189ZM193 63V62H192ZM223 63V62H222ZM243 63V62H242ZM263 63V62H262ZM26 64V63H25ZM64 64V63H63ZM151 64V63H150ZM158 64V63H157ZM164 64V63H163ZM165 64H167V62L165 63ZM179 64V63H178ZM191 64V63H190ZM205 64V63H204ZM208 64V63H207ZM221 64V63H220ZM227 64V63H226ZM235 64H237V63H235ZM253 64V63H252ZM252 64H249V65H251L252 66ZM3 65V64H2ZM49 65V64H48ZM52 65V64H51ZM69 64H67V66H68ZM78 65H79V63H78ZM84 64H82V66H83ZM95 65V64H94ZM159 65H160V63H159ZM200 65V64H199ZM9 66V65H8ZM18 66V65H17ZM27 66V65H26ZM45 66H47V65H44V67H43V69L45 68ZM50 66V65H49ZM60 66H61V64H60ZM63 66V65H62ZM65 66V65H64ZM66 66V67H67ZM143 66V65H142ZM166 66V65H165ZM181 66V65H180ZM187 66V65H186ZM209 66V65H208ZM227 66V65H226ZM234 66V65H233ZM236 66V65H235ZM248 66V65H247ZM255 66V65H254ZM264 66V65H263ZM6 67V66H5ZM13 67V66H12ZM20 68H21V65L19 66ZM51 67V66H50ZM55 67H57V66H55ZM54 67V68H55ZM84 67V66H83ZM140 67V66H139ZM179 67V66H178ZM194 67H197V66H194ZM211 67V66H210ZM214 67V66H213ZM229 67V66H228ZM227 67V68H228ZM246 66H244V68H245ZM260 67V66H259ZM0 68H3V66H1ZM9 68V67H8ZM15 68H16V65H15ZM47 68V67H46ZM58 68V67H57ZM74 68V67H73ZM100 68H101V66H100ZM147 68V67H146ZM209 68V67H208ZM220 68V67H219ZM223 68V67H222ZM236 69L235 70H237L238 71V69H237V67H235ZM239 68V67H238ZM243 68V69H244ZM252 68V67H251ZM250 68V69H251ZM262 68V67H261ZM19 69V68H18ZM25 69V68H24ZM58 69H60V68H58ZM70 69V68H69ZM72 69V68H71ZM76 70L75 71H79V70H77V68H75ZM79 69V68H78ZM88 69V68H87ZM92 69V68H91ZM98 69V68H97ZM140 69V68H139ZM138 69V70H139ZM142 69H144V68H142ZM141 69V70H142ZM152 69V68H151ZM180 69H181V67H180ZM199 69V68H198ZM210 69V68H209ZM221 69V68H220ZM225 69V68H224ZM253 69V68H252ZM251 69V70H252ZM263 69V68H262ZM3 71H4V69H2ZM7 70V69H6ZM5 70V71H6ZM17 70V69H16ZM49 70V69H48ZM48 70H44L46 73H48V74H50V75H48V74H46V73H43V72H40L41 74H39L38 76H41L42 78H40V79H42V80H44L45 79V77H46V75H48V79L50 78V80H52L51 79V73H50V71L52 70V68H51V70L50 71H48ZM56 70V69H55ZM145 70V69H144ZM148 70V69H147ZM188 70V69H187ZM190 70V69H189ZM231 70H233V69H231ZM248 70V69H247ZM250 70V71H251ZM2 71V73H4ZM15 71V70H14ZM26 71V70H25ZM57 71V70H56ZM72 71H73V69H72ZM71 71V72H72ZM75 71H73V73L75 72ZM106 71V70H105ZM113 71V70H112ZM146 71V70H145ZM213 71H215V70H213ZM256 71V70H255ZM259 71H260V69H259ZM262 71V70H261ZM0 72H1V69H0ZM13 72V71H12ZM20 72V71H19ZM117 72V71H116ZM141 72V71H140ZM189 72V71H188ZM194 72V71H193ZM196 72V71H195ZM202 72V71H201ZM216 72H217V70H216ZM240 73H241V71H239ZM242 72H243V70H242ZM245 72V71H244ZM247 72H249V71H247ZM262 72H264V71H262ZM6 73V72H5ZM26 73V72H25ZM25 73L23 72V74L25 75ZM83 73V72H82ZM81 73V74H82ZM85 73V72H84ZM119 73V72H118ZM117 73V74H118ZM175 73V72H174ZM251 73V72H250ZM20 74V73H19ZM26 74H28V72L26 73ZM42 74H46L45 76L43 75L42 76ZM60 74V73H59ZM69 74V73H68ZM78 75H79V73H77ZM185 74V73H184ZM199 74V73H198ZM213 74V73H212ZM235 74H237V73H235ZM234 74V75H235ZM245 75H246V73H244ZM259 74V73H258ZM1 75V74H0ZM9 74H7V76H8ZM30 75V74H29ZM56 75V76H55ZM73 75V74H72ZM107 75V74H106ZM113 75V74H112ZM143 75V74H142ZM147 75V74H146ZM166 75V74H165ZM164 75V76H165ZM187 75V74H186ZM189 75V74H188ZM262 75V74H261ZM5 77H6V74L4 75ZM4 76H2L3 77V81H6L7 79L9 80V78H11L10 76H9V78H7L6 77V79H4L5 77ZM23 76V75H22ZM32 76V75H31ZM34 76L38 79V77L36 76V75H33V77H28V76H25L26 78L28 77V78H33L34 80L36 79V78H34ZM50 76V77H49ZM56 77L57 78V76H58V79L61 77V76H59V75H57V73L56 74H52V78L53 77ZM68 76V75H67ZM79 76H81V75H79ZM97 76V75H96ZM103 76V75H102ZM116 76V75H115ZM118 76V75H117ZM116 76V77H117ZM144 76V75H143ZM202 76V75H201ZM200 76V77H201ZM243 75H241V77H242ZM20 77H21V75H20ZM19 77V78H20ZM54 77V78H55ZM64 77V76H63ZM63 77H61L62 78V81H63ZM71 77V76H70ZM75 77V76H74ZM101 77V76H100ZM116 77H115V79H116ZM140 77V76H139ZM146 77V76H145ZM149 77V76H148ZM155 77H157V76H155ZM161 77V76H160ZM166 77V76H165ZM193 77V76H192ZM199 77V76H198ZM237 77V76H236ZM240 77V76H239ZM239 77H238V80H239ZM243 77H245V76H243ZM242 77V78H243ZM263 76H261V78H262ZM22 78V77H21ZM60 78V79H61ZM69 78V77H68ZM77 78V77H76ZM80 78V77H79ZM82 78V77H81ZM106 78V77H105ZM126 78V77H125ZM141 78V77H140ZM150 78V77H149ZM159 78V77H158ZM194 78V77H193ZM202 78V77H201ZM214 78H216V77H214ZM242 78H240V79H242ZM247 78V77H246ZM246 78H244V80L246 79ZM250 78V77H249ZM259 78V77H258ZM22 79H24V78H22ZM21 79V80H22ZM36 79V80H37ZM58 79H56L57 81H58ZM119 79V78H118ZM145 79V78H144ZM190 79V78H189ZM212 79V78H211ZM257 79V78H256ZM6 81V88H7V90L6 91H10L11 90V92L12 91H14V92H17L15 95L14 94H11V96H10V93H8V95H7V98H6V94L5 95H3V93H1L3 96V98H4V96H5V98H4V100H3V102H7L6 101V99L7 100H9L8 102H10V104L12 103L11 102V98H15V96H17L18 94H19V92H20V94L21 95H23V96H25L27 93H29V91L31 90V88H33V87H27V86H24L23 85V87L21 86V84H19L18 83V86L20 87H22V88H20V89H23L24 87H26V88H24V90L23 91H21L19 88L18 89H16V91H15V89L14 88H16L17 87V83H16V81L14 80V79H12V80H14L15 81V85H14V82L12 83L10 80L9 81ZM47 82L49 81V80H47V79H45ZM54 80V79H53ZM55 80V81H56ZM76 80V82H78L77 81V79H75ZM85 80V79H84ZM114 80V79H113ZM146 80V79H145ZM163 80V79H162ZM186 80H188V79H186ZM202 80V79H201ZM218 80V79H217ZM232 80V79H231ZM259 80V79H258ZM28 81V80H27ZM31 81V82H30ZM29 82H30V84L33 82L32 81V79L30 80ZM38 81H40V80H38ZM46 81H43V82H39V83H43L44 84V82H46ZM61 81V82H62ZM82 81V80H81ZM141 81V80H140ZM191 81V80H190ZM189 81V82H190ZM197 81V80H196ZM210 81V80H209ZM209 81H208V83H209ZM214 81V80H213ZM230 81V80H229ZM237 81V80H236ZM252 81V80H251ZM262 81V80H261ZM23 83H25L26 84V79H25V81H22ZM53 82V81H52ZM64 82V81H63ZM66 82V81H65ZM115 82H116V80H115ZM148 82V81H147ZM188 82V81H187ZM194 82V81H193ZM199 82H201V81H199ZM207 82V81H206ZM235 82V81H234ZM238 82V81H237ZM257 82V81H256ZM28 83V82H27ZM37 83V82H36ZM49 83H51V82H49ZM79 83H80V81H79ZM83 83V82H82ZM87 83V82H86ZM91 83V82H90ZM89 83V84H90ZM103 83V82H102ZM108 83V82H107ZM142 83V82H141ZM144 83V82H143ZM142 83V84H143ZM158 83V82H157ZM162 83H163V81H162ZM195 83V82H194ZM203 83V82H202ZM202 83H201V85L200 86H202ZM216 83V82H215ZM219 83V82H218ZM225 83H227V82H225ZM231 83V82H230ZM4 84V83H3ZM34 84V83H33ZM53 84H57V83H53ZM78 84V83H77ZM94 84V83H93ZM100 84V83H99ZM113 84H115V83H113ZM149 84V83H148ZM186 84V83H185ZM198 83H196V85H197ZM205 84H207V83H205ZM222 84V83H221ZM235 84V83H234ZM241 84V83H240ZM28 85V84H27ZM38 85V84H37ZM36 85V86H37ZM50 85V84H49ZM58 85H62L61 83L60 84H58ZM92 85V84H91ZM95 85V84H94ZM101 85V84H100ZM192 85V84H191ZM204 85V84H203ZM208 85H210V84H208ZM207 85V86H208ZM236 85V84H235ZM16 86V87H15ZM51 86V85H50ZM74 86V85H73ZM86 86V85H85ZM102 86V85H101ZM116 86V85H115ZM143 86V85H142ZM146 86V85H145ZM186 86V85H185ZM189 86V85H188ZM206 86V87H207ZM224 87L226 86V85H223ZM231 86V85H230ZM229 86V87H230ZM258 86V85H257ZM41 87V86H40ZM55 87V86H54ZM68 87V86H67ZM149 86H147V88H148ZM184 87V86H183ZM182 87V88H183ZM198 86H195V88L196 89H198L197 88ZM209 87V86H208ZM207 87V88H208ZM215 87V86H214ZM221 87V86H220ZM227 87V86H226ZM228 87V88H229ZM232 87V86H231ZM247 87V86H246ZM56 88H57V86H56ZM59 88V87H58ZM69 88H71V87H69ZM89 88V87H88ZM87 88V89H88ZM101 88V87H100ZM115 88H117V87H115ZM205 88V87H204ZM234 88V87H233ZM8 89H10V90H8ZM13 89V90H12ZM28 89H30V90H28ZM46 89V88H45ZM51 89V88H50ZM78 89V88H77ZM80 89V88H79ZM78 89V90H79ZM91 89V88H90ZM97 89V88H96ZM110 89H112V88H110ZM140 89H141V87H140ZM146 89V88H145ZM152 89V88H151ZM188 89V88H187ZM193 89H194V87H193ZM221 89V88H220ZM223 89V88H222ZM225 89V88H224ZM239 89V88H238ZM247 89V88H246ZM246 89H244V90H246ZM252 89H254V88H252ZM252 89H250L251 91H252ZM259 89V88H258ZM19 90V91H18ZM89 90V89H88ZM102 90V89H101ZM144 90V89H143ZM181 90V89H180ZM185 90H186V88H185ZM185 90H183V91H185ZM190 90V89H189ZM209 91H210V88L208 89ZM214 90V89H213ZM234 90H236V89H234ZM260 90V89H259ZM27 91V92H26ZM36 91V90H35ZM61 91V90H60ZM72 91V90H71ZM97 91V90H96ZM100 91V90H99ZM98 91V92H99ZM111 91V90H110ZM113 91V90H112ZM116 91V90H115ZM149 91H150V89H149ZM188 91V90H187ZM193 91V90H192ZM196 91V90H195ZM217 91H219V90H217ZM231 91H233V90H231ZM230 91V92H231ZM26 92V94L24 95V93ZM54 92V91H53ZM63 92H65V91H63ZM67 92V91H66ZM84 92V91H83ZM153 92V91H152ZM181 92V91H180ZM189 92H191V91H189ZM237 92V91H236ZM248 92V91H247ZM13 93V92H12ZM105 93V92H104ZM111 93V92H110ZM144 93V92H143ZM146 93V92H145ZM154 93V92H153ZM206 93V92H205ZM218 93V92H217ZM227 93V92H226ZM232 93V92H231ZM235 93V92H234ZM54 94V93H53ZM57 94V93H56ZM81 94V93H80ZM114 94V93H113ZM112 93H111V95H113ZM117 94V93H116ZM140 94H142V92L140 93ZM182 94V93H181ZM192 94H193V92H192ZM207 94H208V92H207ZM210 94V93H209ZM249 94V93H248ZM254 94V93H253ZM71 95H73V94H71ZM74 95H75V93H74ZM147 95H148V92H147ZM195 95V94H194ZM200 95V94H199ZM217 95V94H216ZM221 95V94H220ZM256 95V94H255ZM10 96V97H9ZM13 96V97H12ZM23 96H22V99H23ZM78 96V95H77ZM81 96V95H80ZM98 96V95H97ZM100 96V95H99ZM102 96V95H101ZM136 96V95H135ZM138 96V95H137ZM145 96V95H144ZM187 96V95H186ZM192 96V95H191ZM196 96V95H195ZM200 96H202V95H200ZM204 96V95H203ZM219 96V95H218ZM222 96V95H221ZM224 96V95H223ZM251 96V95H250ZM1 97V96H0ZM1 97V98H2ZM9 97V98H8ZM21 97V96H20ZM75 97V96H74ZM110 97V96H109ZM119 97V96H118ZM161 97V96H160ZM183 97V96H182ZM199 97V96H198ZM208 97H209V95H208ZM212 97V96H211ZM247 97V96H246ZM253 97H255V96H253ZM258 97H259V95H258ZM115 97H113L112 96V99L113 100H115L114 99ZM133 99L135 98V97H132ZM138 98V97H137ZM136 98V99H137ZM163 98H165V97H163ZM204 98V97H203ZM221 98V97H220ZM225 98H226V96H225ZM224 98V99H225ZM230 98V97H229ZM237 98V97H236ZM243 98V97H242ZM241 98V99H242ZM72 99V98H71ZM111 99V98H110ZM117 99V98H116ZM121 99V98H120ZM142 99V98H141ZM149 99V98H148ZM153 99V98H152ZM185 98H183V100H184ZM187 99V98H186ZM195 99H196V97H195ZM199 99V98H198ZM207 99V98H206ZM244 99V98H243ZM243 99H242V101H243ZM24 100V99H23ZM88 100V99H87ZM130 100V99H129ZM138 100V99H137ZM155 100V99H154ZM188 100V99H187ZM199 100H201V99H199ZM211 100V99H210ZM218 100H219V98H218ZM222 100V99H221ZM234 100V99H233ZM232 100V101H233ZM250 100V99H249ZM256 100V99H255ZM13 101V100H12ZM18 101V100H17ZM55 101V100H54ZM75 101V100H74ZM122 101V100H121ZM123 101H124V99H123ZM139 101V100H138ZM150 101H152L151 99H150ZM157 101H158V99H157ZM164 101V100H163ZM197 101V100H196ZM238 101V100H237ZM245 101V100H244ZM253 101V100H252ZM0 102H1V99H0ZM32 102V101H31ZM87 102V101H86ZM100 102V101H99ZM113 102V101H112ZM144 102V101H143ZM168 102V101H167ZM195 102V101H194ZM227 102V101H226ZM230 102V101H229ZM236 102V101H235ZM255 102V101H254ZM259 102V101H258ZM17 103V102H16ZM114 103V102H113ZM118 103V102H117ZM162 103V102H161ZM183 103V102H182ZM189 103V102H188ZM197 103V102H196ZM221 103H223V102H221ZM234 103V102H233ZM246 103V102H245ZM1 104H3V103H1ZM9 104V105H10ZM53 104H55V103H53ZM111 104V103H110ZM134 104V103H133ZM159 104H160V102H159ZM162 104H164V103H162ZM224 104V103H223ZM227 104V103H226ZM225 104V105H226ZM228 104H230V103H228ZM248 105H249V103H247ZM256 104V103H255ZM258 104V103H257ZM13 105V104H12ZM11 105V106H12ZM78 105V104H77ZM109 105V104H108ZM118 105V104H117ZM124 105V104H123ZM135 105H136V102H135ZM134 105V107H136ZM142 105V104H141ZM166 105V104H165ZM168 105V104H167ZM185 105H186V103H185ZM230 105H233V104H230ZM229 105V106H230ZM239 105V104H238ZM26 106V105H25ZM55 106V105H54ZM62 106V105H61ZM116 106V105H115ZM120 106V105H119ZM145 106V105H144ZM193 106H194V104H193ZM222 106H224V105H222ZM234 106V105H233ZM236 106L237 105H235V107L234 108H236ZM250 106V105H249ZM258 106V105H257ZM16 107V106H15ZM90 107V106H89ZM121 107V106H120ZM126 107V106H125ZM143 107V106H142ZM163 107V106H162ZM166 107V106H165ZM165 107H164V109H165ZM171 107V106H170ZM232 107V106H231ZM245 107H247V106H245ZM260 107H261V105H260ZM2 108V107H1ZM0 108V109H1ZM12 108H13V106H12ZM60 108V107H59ZM88 108V107H87ZM133 108V107H132ZM138 108V107H137ZM144 108V107H143ZM168 108V107H167ZM227 108H228V106H227ZM238 108V107H237ZM248 108V107H247ZM93 109V108H92ZM141 109V108H140ZM146 109V108H145ZM162 109V108H161ZM169 109V108H168ZM193 109H195V108H193ZM255 109V108H254ZM253 109V110H254ZM258 109V108H257ZM91 110V109H90ZM137 110V109H136ZM235 110V109H234ZM238 110V109H237ZM2 111V110H1ZM11 111H15V109L14 110H11ZM109 111V110H108ZM130 111V110H129ZM140 111V110H139ZM249 111V110H248ZM78 112H80V111H78ZM120 112V111H119ZM135 112V111H134ZM146 112V111H145ZM232 112V111H231ZM7 113V114H6ZM5 113V115H7V116H9V117H7V118H10V115H8V112H6ZM12 113V112H11ZM11 113H9V114H11ZM15 113V112H14ZM68 113H70V112H68ZM109 113V112H108ZM117 113V112H116ZM130 113H131V111H130ZM140 113V112H139ZM147 113V112H146ZM150 113V112H149ZM168 113H169V111H168ZM192 113H195V112H192ZM88 114V113H87ZM133 114V113H132ZM136 114V113H135ZM142 114V113H141ZM252 114H254V113H252ZM259 114V113H258ZM1 116H2V114H0ZM14 115V114H13ZM77 115V114H76ZM94 115V114H93ZM122 115V114H121ZM193 115V114H192ZM195 115V114H194ZM194 115H193V117H194ZM239 115V114H238ZM249 115V114H248ZM261 115V114H260ZM11 116H12V114H11ZM15 116V115H14ZM19 116V115H18ZM69 116H71L70 114H69ZM80 116V115H79ZM78 116V117H79ZM114 116V115H113ZM120 116V115H119ZM118 116V117H119ZM127 116V115H126ZM129 116V115H128ZM144 116H145V114H144ZM6 117V116H5ZM4 116L2 117V118H0V264H64V262H62L63 260H62V258L60 259H57L59 256H57V258H56V254H57V251L59 250V249H61L60 247H62L64 244H65V256H66V258L65 259H67L66 261H68V260H70V259H72L73 257H75V256H79L78 257V259L76 258V261H78L79 259H81L80 260V262L78 261V262H76V264H119V261H117V259H119V258H116V256L114 257V253H112V249L113 248H111L110 246H112V245H114L113 243L115 242V240L117 239H115L113 236L111 237V234L109 235V232H110V230H109V228H107L108 227V225L107 224H109V225H111L110 223H112L110 220H112V221H114V219L113 218H111V219H109V221H108V223H106V221L108 220H106V221H102L103 220V217L104 216H102L103 214H105V212L107 211L106 210V205H108L109 204V200L110 199H113V201H114V197H112V196H116L115 194H114V192L115 193H117V195H118V193H119V196H121V194H123V196L125 195V193L126 194H128L127 196L129 197V195H130V197H132L136 202H138L137 204H139V203H143L144 204V202H146L150 197H151V194H150V190L149 189H151V188H149L146 184H145V182L142 180V181H140L139 179L140 178H143L144 176L141 174V173H137V174H139V175H137L136 173H133V174H135V175H132V176H137V178H138V176H141V177H139V179H137V180H139V181H137V180H135V179H133V180H130V181H128L127 179L129 178V175H131V174H129V173H127V174H129L128 175V177H127V179H126V177H124L125 179L124 180H127L126 182H121V180H119V178L121 179L123 176H126L127 174H123V176L122 175H120L119 176V174H117V170H118V172H119V169H120V171H121V165H120V168H117L116 166H115V168H117V170L115 171V170H112V172L111 173H115V175L117 174L118 176H119V178L117 179V180H119V181H116L115 180V178H113L114 179V181H113V179L111 180V178L113 177L112 176V174H111V178H110V180H111V184H112V182L114 183L115 181V183L112 185V186H110V187H108L109 186V184L108 185H106V187H108V188H106L105 189V187H104V191H100V193L98 192V194L96 193L95 194V196H89V194H87L86 193V195L87 196H84L85 195V193L83 192V191H81L82 193H84V195H82V194H80V195H82V196H76L77 197V199H73V198H68L66 195H64V187H61L62 185L63 186H68V184H67V182L65 183V180H64V178H63V180H64V183L65 184H67V185H65V184H60V186L58 185V184H54L53 183V178L50 180V176H51V174H52V172H53V170L52 169H50V166H49V164L47 163V159L49 158V156L47 157V159H45V158H42V156L44 155L45 156V154L43 153L44 151H43V140L44 139H47V136H45V133L44 132H46V130L43 132L42 130H44L45 128H47L46 126H44L45 128L44 129H42V128H40L39 129V127H42L43 126V124H41V126H39V127H35V125H34V121H31L30 123H32L33 124V126H29L30 127V137H28V140H29V138H30V140L29 141H27V142H30V143H28V144H30L28 147L29 148H27V146L25 145V142H24V140L26 141V139H27V137H24L23 135H25V134H23L22 132H21V130L19 131L18 129L20 128V127H18L19 125H14L13 123H11L12 121H10L9 123L10 124H7L8 123V121H9V119H8V121L6 122V121H4V120H2V119H6L7 120V118H5ZM62 117V116H61ZM116 117V116H115ZM114 117V118H115ZM133 117V116H132ZM135 117V116H134ZM141 117V116H140ZM170 117V116H169ZM176 117V116H175ZM184 117V116H183ZM191 117V116H190ZM246 117V116H245ZM249 117V116H248ZM247 117V118H248ZM251 117H253V115L251 116ZM18 118V117H17ZM20 118V117H19ZM18 118V119H19ZM60 118V117H59ZM96 118V117H95ZM120 118H121V116H120ZM136 118V117H135ZM134 118V119H135ZM152 118V117H151ZM255 118V117H254ZM263 118V117H262ZM12 119V118H11ZM14 119H16V117L14 118ZM17 119V120H18ZM71 119V118H70ZM118 119V118H117ZM116 119V120H117ZM131 119V118H130ZM139 119V118H138ZM173 119V118H172ZM171 119V120H172ZM237 119V118H236ZM235 119V120H236ZM261 119V118H260ZM20 120V119H19ZM30 120H32V118L30 119ZM68 120V119H67ZM76 120V119H75ZM89 120V119H88ZM126 120V119H125ZM132 120V119H131ZM146 120V119H145ZM184 120V119H183ZM190 120V119H189ZM264 120V119H263ZM16 121V120H15ZM54 121V120H53ZM71 122H72V120H70ZM84 121V120H83ZM139 121H142V120H139ZM152 121V120H151ZM165 121V120H164ZM168 121H170V120H168ZM168 121H167V123H168ZM179 121V120H178ZM191 121V120H190ZM194 121H196V120H194ZM237 121V120H236ZM244 121V120H243ZM248 121V120H247ZM250 121V120H249ZM39 122V121H38ZM37 122V123H38ZM60 122V121H59ZM75 122V121H74ZM79 122V121H78ZM85 122V121H84ZM129 122V121H128ZM145 122H147V121H145ZM197 122V121H196ZM253 122V121H252ZM256 122V121H255ZM6 123V124H5ZM36 123V121H35V124H37ZM41 123V122H40ZM65 123V122H64ZM81 123V122H80ZM79 123V124H80ZM124 123H126V121L124 122ZM133 123V122H132ZM142 123V122H141ZM148 123V122H147ZM154 123V122H153ZM175 123H176V121H175ZM182 123V122H181ZM241 123V122H240ZM244 123V122H243ZM11 124H13V125H11ZM53 125H54V123H52ZM56 124V123H55ZM78 124V125H79ZM88 124H90V123H88ZM128 124V123H127ZM149 124H150V122H149ZM148 124V125H149ZM253 124H255V123H253ZM258 124H260V123H258ZM11 125V126H10ZM45 125V124H44ZM120 125V124H119ZM122 125V124H121ZM125 125V124H124ZM134 125V124H133ZM136 125V124H135ZM139 125H141V124H139ZM151 125V124H150ZM158 125V124H157ZM184 125V124H183ZM182 125V126H183ZM186 125V124H185ZM188 125H190V124H188ZM195 125V124H194ZM264 125V124H263ZM10 126V127H9ZM14 126V127H13ZM55 126V125H54ZM117 126V125H116ZM123 126V125H122ZM128 126H129V124H128ZM131 126H132V124H131ZM142 126V125H141ZM16 127V128H15ZM35 127V128H34ZM53 127V126H52ZM121 127V126H120ZM136 127V126H135ZM144 127H145V124H144ZM143 127V128H144ZM147 127V126H146ZM150 127V126H149ZM157 127V126H156ZM161 127V126H160ZM188 127V126H187ZM190 127H191V125H190ZM12 128H14V129H12ZM27 128V127H26ZM32 128V129H31ZM68 128H70V127H68ZM81 128V127H80ZM256 128V127H255ZM42 129V130H41ZM55 129V128H54ZM87 129V128H86ZM119 129V128H118ZM138 129V128H137ZM140 129V128H139ZM160 129H162V128H160ZM177 129V128H176ZM181 129V128H180ZM49 130V129H48ZM47 130V131H48ZM61 130V129H60ZM68 130V129H67ZM112 130V129H111ZM146 130V129H145ZM153 130H154V128H153ZM183 130V129H182ZM191 130V129H190ZM16 133H18V134H15V132ZM26 131V130H25ZM71 131V130H70ZM96 131V130H95ZM137 131V130H136ZM184 131V130H183ZM182 131V132H183ZM188 131V130H187ZM28 132V131H27ZM58 132V131H57ZM85 132V131H84ZM146 132H148V131H146ZM160 132V131H159ZM47 133V132H46ZM77 133V132H76ZM154 133V132H153ZM152 133V134H153ZM186 133V132H185ZM184 133V134H185ZM13 134V135H12ZM20 134H22V135H20ZM28 134V133H27ZM114 134V133H113ZM151 134V135H152ZM161 134V133H160ZM187 134V133H186ZM12 135V136H11ZM16 137H19V138H16ZM18 135V136H17ZM47 135H49V133L47 134ZM98 135V134H97ZM106 135V134H105ZM170 135H171V133H170ZM67 136V135H66ZM84 136V135H83ZM96 136V135H95ZM99 136V135H98ZM123 136V135H122ZM155 136H156V133H155ZM179 136H181V135H179ZM184 136V135H183ZM189 136V135H188ZM187 136V137H188ZM15 137V138H14ZM49 137V136H48ZM76 137V136H75ZM89 137V136H88ZM114 137H115V134H114ZM150 137V136H149ZM158 137H160V136H158ZM25 138V139H24ZM54 138H55V136H54ZM71 138V137H70ZM117 138V137H116ZM119 138V137H118ZM126 138V137H125ZM147 138V137H146ZM180 138V137H179ZM67 139V138H66ZM123 139V138H122ZM127 139V138H126ZM137 139V138H136ZM156 139V138H155ZM173 139V138H172ZM184 139H187V138H184ZM193 139V138H192ZM63 140V139H62ZM88 140V139H87ZM99 140V139H98ZM105 140V139H104ZM106 140H108L109 141V139H106ZM119 140V139H118ZM157 141L158 140H160V139H156ZM182 140V139H181ZM196 140V139H195ZM58 141V140H57ZM81 141H82V139H81ZM86 141V140H85ZM101 141V140H100ZM115 141V140H114ZM134 141V140H133ZM144 141V140H143ZM186 141V140H185ZM191 141V140H190ZM197 141V140H196ZM45 142H46V140H45ZM44 142V143H45ZM119 142V141H118ZM151 142V141H150ZM154 142V141H153ZM184 142V141H183ZM57 143V142H56ZM75 143V142H74ZM80 143V142H79ZM87 143V142H86ZM91 143V142H90ZM101 143V142H100ZM116 143V142H115ZM146 143H148V142H146ZM145 143V144H146ZM170 143V142H169ZM172 143V142H171ZM179 143H181V141L179 142ZM188 143H189V141H188ZM47 144V143H46ZM97 144H99V143H97ZM127 144V143H126ZM135 144V143H134ZM140 144V143H139ZM155 144V143H154ZM159 144V143H158ZM184 144V143H183ZM191 144V143H190ZM189 144V145H190ZM192 144H194V142H193V140H192ZM197 144V143H196ZM74 145V144H73ZM77 145V144H76ZM87 145V144H86ZM102 145V144H101ZM114 145V144H113ZM123 145V144H122ZM129 145H130V143H129ZM131 145H133V144H131ZM138 145V144H137ZM151 145V144H150ZM156 145V144H155ZM155 145H153V146H155ZM34 146V147H33ZM78 146V145H77ZM104 146V145H103ZM119 146V145H118ZM120 146H121V143H120ZM119 146V147H120ZM143 146V145H142ZM152 146V145H151ZM162 146V145H161ZM180 146V145H179ZM192 146V145H191ZM54 147V146H53ZM111 147H112V145H111ZM129 147V146H128ZM145 147H146V145H145ZM170 147H171V145H170ZM169 147V148H170ZM189 147V146H188ZM45 148V147H44ZM68 148V147H67ZM74 148H76V147H74ZM104 148V147H103ZM133 148V147H132ZM135 148V147H134ZM137 148V147H136ZM144 148V147H143ZM142 148V149H143ZM150 148V147H149ZM209 148V147H208ZM212 148V147H211ZM31 149V151H33V150H37V153H38V155L40 154V156H36V158L34 157V158H32V156H30L29 155V150ZM47 149H48V147H47ZM78 149V148H77ZM94 149V148H93ZM99 149V148H98ZM101 149V148H100ZM124 149H125V147H124ZM127 149V148H126ZM129 149V148H128ZM151 149L152 148H150V151H151ZM168 149V148H167ZM179 149V148H178ZM181 149V148H180ZM185 149H186V147H185ZM191 149V148H190ZM194 149V148H193ZM80 150V149H79ZM96 150V149H95ZM130 150H131V148H130ZM139 150V149H138ZM141 150V149H140ZM144 150V149H143ZM198 150V149H197ZM29 151V152H28ZM142 151V150H141ZM145 151V150H144ZM187 151H189V149L187 150ZM213 151V150H212ZM47 152V151H46ZM71 152V151H70ZM105 152V151H104ZM135 152H136V150H135ZM149 152V151H148ZM147 152V153H148ZM157 152V151H156ZM186 152V151H185ZM191 152H192V150H191ZM193 152H195V151H193ZM32 152H30V154H31ZM34 153V152H33ZM36 153V154H37ZM43 153V154H42ZM67 153V152H66ZM72 153H74V152H72ZM78 153V152H77ZM120 153V152H119ZM140 152H138V154H139ZM143 153V152H142ZM153 153H155V152H153ZM158 153V152H157ZM180 153H181V151H180ZM183 153V152H182ZM63 154V153H62ZM65 154V153H64ZM79 154V153H78ZM134 154V153H133ZM150 154V153H149ZM193 154V153H192ZM121 155V154H120ZM137 155V154H136ZM143 155H145L144 153H143ZM151 155V154H150ZM155 155V154H154ZM183 155V154H182ZM35 156V155H34ZM52 156V155H51ZM62 156V155H61ZM66 156V155H65ZM68 156V155H67ZM103 156V155H102ZM128 156H130V155H128ZM141 156V155H140ZM148 156V155H147ZM157 156V155H156ZM186 156V155H185ZM72 157V156H71ZM75 157V156H74ZM120 157V156H119ZM133 157V156H132ZM131 157V158H132ZM155 157V156H154ZM58 158V157H57ZM64 158V157H63ZM62 158V159H63ZM95 158V157H94ZM107 158V157H106ZM123 159L125 158V157H122ZM136 158V157H135ZM134 158V159H135ZM138 158H139V156H138ZM144 158H146V157H144ZM189 158V157H188ZM125 159H127V158H125ZM129 159H130V157H129ZM141 159V158H140ZM140 159H139V161H140ZM147 159H149V158H147ZM151 159H152V156H151ZM59 160V159H58ZM61 160V159H60ZM138 160V159H137ZM136 160V161H137ZM144 160V159H143ZM143 160H141V161H143ZM109 161V160H108ZM115 161V160H114ZM129 161H131V159L129 160ZM135 161V160H134ZM134 162L133 163V165L136 163H138L139 161H137V162ZM140 161V162H141ZM145 161V160H144ZM146 161H149V160H146ZM151 161V160H150ZM156 161V160H155ZM59 162V161H58ZM65 162H67V161H65ZM132 162V161H131ZM139 162V163H140ZM157 162V161H156ZM44 163H47L48 165H44ZM61 164L59 165V166H61L62 165V163H63V161L62 162H60ZM86 163V162H85ZM106 163V162H105ZM108 163V162H107ZM112 163V162H111ZM111 163H110V167H111ZM122 163V162H121ZM120 163V164H121ZM127 163H128V161H127ZM147 163H149V162H147ZM56 164V163H55ZM65 164V163H64ZM80 164V163H79ZM83 164V163H82ZM87 164H88V162H87ZM92 164V163H91ZM101 164H103L102 162H101ZM113 164V163H112ZM132 164V163H131ZM135 164V165H136ZM188 164V163H187ZM198 164V163H197ZM67 165V164H66ZM90 165V164H89ZM93 165V164H92ZM99 165V164H98ZM116 165V164H115ZM119 165V164H118ZM130 164H127V167L129 166ZM134 165V166H135ZM142 165H144V163L142 164ZM57 166V165H56ZM65 166V165H64ZM64 166H62V167H64ZM103 166H105V165H103ZM132 166V165H131ZM134 166L133 167H131L130 168V170L132 169L133 170V168H134ZM137 166H139L138 164H137ZM136 166V167H137ZM180 166V165H179ZM189 166V165H188ZM192 166V165H191ZM194 166V165H193ZM202 166V165H201ZM53 167V166H52ZM58 167V166H57ZM80 167H82V166H80ZM127 167H125L127 170L129 169V168H127ZM135 167V168H136ZM142 167V166H141ZM145 167V166H144ZM59 168V167H58ZM82 168H84V166L82 167ZM86 168V167H85ZM106 168H107V166H106ZM124 168V167H123ZM139 168V167H138ZM189 167H187V169H188ZM202 168V167H201ZM55 169V168H54ZM57 169V168H56ZM95 170H96V168H94ZM108 169H109V167H108ZM111 169V168H110ZM141 169V168H140ZM186 169V170H187ZM199 169V168H198ZM212 169V168H211ZM58 170V169H57ZM61 170H62V168H61ZM64 171H65V169H63ZM62 170V171H63ZM67 170H69V168L67 169ZM95 170H94V173H95ZM98 170V169H97ZM104 170L105 171H103L104 173H110V171H107V169H105V167H104ZM146 170V169H145ZM60 171V170H59ZM84 171V170H83ZM99 171V170H98ZM97 171V172H98ZM101 171H102V169H101ZM107 171V172H106ZM115 171V172H114ZM126 171V170H125ZM61 172V171H60ZM100 172V171H99ZM127 172V171H126ZM142 172V171H141ZM145 172V171H144ZM184 172V171H183ZM194 172H195V170H194ZM55 173V172H54ZM58 173V172H57ZM57 173H55L54 175H59V174H57ZM87 173V172H86ZM92 173V172H91ZM187 173V172H186ZM237 173V172H236ZM61 174H63V172L61 173ZM65 175H66V172L64 173ZM80 174V173H79ZM82 174V173H81ZM101 174H103L102 172H101ZM105 174V175H106ZM121 174V173H120ZM196 174V173H195ZM54 175H52V177L54 176ZM104 175V176H105ZM110 175V174H109ZM114 175V176H115ZM178 175V174H177ZM183 175V174H182ZM194 175V174H193ZM64 176V175H63ZM62 176V177H63ZM92 176V175H91ZM95 176V175H94ZM96 176H102V175H100L99 173L97 174L96 173ZM95 176V177H96ZM132 176H131V178H132ZM248 176V175H247ZM59 178L61 177L60 175L58 176ZM62 177H61V180H62ZM69 177V176H68ZM95 177H94V179H95ZM110 177V176H109ZM109 177H108V180H109ZM146 177V176H145ZM144 177V178H145ZM187 177V176H186ZM222 177H224V176H222ZM229 177V176H228ZM250 177V176H249ZM252 177H254V176H252ZM56 178V177H55ZM58 178V179H59ZM76 178V177H75ZM92 178V177H91ZM98 178V177H97ZM96 178V180H100L101 182H102V180L104 181V178L103 177H100V179H97ZM195 178V177H194ZM245 178V177H244ZM248 178V177H247ZM262 178V177H261ZM94 179H92V180H94ZM123 179V178H122ZM130 179V178H129ZM223 179V178H222ZM234 179H236V178H234ZM69 180V179H68ZM107 180V179H106ZM105 180V181H106ZM145 180H146V178H145ZM190 180V179H189ZM220 180V179H219ZM258 180V179H257ZM260 180V179H259ZM150 181V180H149ZM161 181V180H160ZM177 181V180H176ZM175 181V182H176ZM197 181V180H196ZM244 181H245V179H244ZM63 182V181H62ZM92 182V181H91ZM91 182H90V184L89 185H91ZM95 182H97V181H95ZM167 182V181H166ZM191 182H192V180H191ZM193 182H194V180H193ZM192 182V183H193ZM221 183H222V181H220ZM232 182V181H231ZM230 182V183H231ZM239 182V181H238ZM72 183V182H71ZM75 183V182H74ZM82 183V182H81ZM98 183V182H97ZM97 183H96V186H97ZM168 183V182H167ZM220 183V184H221ZM226 183V182H225ZM228 183V182H227ZM226 183V184H227ZM236 183V182H235ZM244 183V182H243ZM246 183V182H245ZM70 184V183H69ZM122 184H125L124 185V187H126V188H122ZM150 184V183H149ZM157 184V183H156ZM176 184H178V183H176ZM188 184V183H187ZM195 184V183H194ZM224 184V183H223ZM234 184V183H233ZM247 184V183H246ZM258 184V183H257ZM77 185V184H76ZM83 185H84V183H83ZM83 185H81V184H78V186L76 187V189H85L86 187H88V186H86V185H88V183L85 185V186H83ZM127 185V186H126ZM165 185H168V184H165ZM173 185V184H172ZM190 185V184H189ZM244 185V184H243ZM255 185V184H254ZM92 186V185H91ZM90 186V187H91ZM105 186V185H104ZM173 186H175V185H173ZM192 186V185H191ZM242 186V185H241ZM89 187V188H90ZM165 187V186H164ZM184 187V186H183ZM188 187V186H187ZM195 187V186H194ZM222 187H224L223 185H222ZM221 187V188H222ZM240 187V186H239ZM89 188L87 189V190H89ZM120 188H121V190H120ZM153 188V187H152ZM185 188V187H184ZM227 188V187H226ZM91 189V188H90ZM95 189H96V187H95ZM103 189V188H102ZM178 189V188H177ZM189 189V188H188ZM238 189V188H237ZM251 189V188H250ZM253 189V188H252ZM258 189V188H257ZM80 190H78V191H80ZM192 190V189H191ZM231 190V189H230ZM84 191H86V190H84ZM91 191V190H90ZM117 191H120V192H117ZM221 191V190H220ZM239 191V190H238ZM89 192V191H88ZM91 192H93V191H91ZM151 192H152V190H151ZM157 192V191H156ZM173 192V191H172ZM183 192V191H182ZM186 192V191H185ZM236 192V191H235ZM257 192H258V190H257ZM256 192V193H257ZM74 193V192H73ZM76 193H79V192H77V190H76ZM221 193V192H220ZM238 193V192H237ZM260 193V195L262 196V194H261V192H259ZM67 194V193H66ZM71 194V193H70ZM94 193H92V195H93ZM188 194V193H187ZM191 194V193H190ZM234 194V193H233ZM254 194V193H253ZM73 195H75V193L73 194ZM91 195V194H90ZM179 195V194H178ZM242 195V194H241ZM264 195V194H263ZM69 197H70V195H68ZM118 196V199L120 198ZM126 196V195H125ZM231 196V195H230ZM254 196H255V194H254ZM71 197H73V196H71ZM75 197V198H76ZM217 197V196H216ZM256 197V196H255ZM116 198H117V196H116ZM132 198H130L131 200H132ZM173 198V197H172ZM212 198V197H211ZM214 198V197H213ZM212 198V199H213ZM222 198L223 197H221V200H222ZM257 198V197H256ZM69 199V200H68ZM122 199V198H121ZM217 199V198H216ZM219 199H220V195H219ZM128 200V199H127ZM169 200V199H168ZM178 200H181V199H178ZM187 200V199H186ZM243 200V199H242ZM263 200V199H262ZM109 201V202H108ZM113 201H111V202H113ZM133 201V200H132ZM170 201V200H169ZM181 201H183V200H181ZM180 201V202H181ZM214 201H216V200H214ZM217 201H219V200H217ZM216 201V202H217ZM223 201V200H222ZM231 201V200H230ZM241 201V200H240ZM110 202V203H111ZM178 202V201H177ZM108 203V204H107ZM224 203V202H223ZM226 203V202H225ZM242 203H245L244 201L242 202ZM261 203V202H260ZM172 204H173V202H172ZM183 203H181V205H182ZM217 204H218V202H217ZM248 204V203H247ZM246 204V205H247ZM250 204V203H249ZM255 204V203H254ZM109 205H111V204H109ZM108 205V206H109ZM129 205V204H128ZM127 205V206H128ZM221 205V204H220ZM219 205V206H220ZM222 205H224V204H222ZM241 205V204H240ZM244 206H246L245 204H243ZM262 205H264V204H262ZM147 206V205H146ZM171 206V205H170ZM226 206H227V204H226ZM233 206V205H232ZM252 206V203H251V205H250V207ZM255 206H257V204L255 205ZM131 207V206H130ZM148 207V206H147ZM182 207V206H181ZM248 207V206H247ZM247 207H246V209H247ZM258 207V206H257ZM109 207H107V209H108ZM158 208V207H157ZM174 208V207H173ZM217 208V207H216ZM225 208H227V207H225ZM224 208V209H225ZM241 208V207H240ZM256 208V207H255ZM113 209V208H112ZM181 209V208H180ZM221 209V208H220ZM228 209H230V208H228ZM232 209V208H231ZM234 209V208H233ZM237 209V208H236ZM251 210L253 209V207L252 208H250ZM106 210V211H105ZM139 210V209H138ZM218 210V209H217ZM118 211V210H117ZM135 211V210H134ZM144 211V210H143ZM183 211V210H182ZM220 211V210H219ZM230 211V210H229ZM239 211V210H238ZM246 211V210H245ZM253 211V210H252ZM251 211V212H252ZM109 212V211H108ZM107 212V213H108ZM112 212V211H111ZM122 212V211H121ZM128 212H129V210H128ZM177 212V211H176ZM216 212V211H215ZM215 212H213V213H215ZM221 212H223V209H222V211ZM221 212H220V215L219 216H222L221 215ZM240 212V211H239ZM256 212V211H255ZM120 213V212H119ZM130 213V212H129ZM217 213V212H216ZM215 213V215L217 216V214ZM225 213V212H224ZM227 213H230V212H227ZM236 213V212H235ZM245 213V212H244ZM110 213H108L107 215L108 216H112V214H110ZM118 214V213H117ZM124 214V213H123ZM127 214V213H126ZM142 214V213H141ZM141 214H139V215H141ZM232 214H234V213H231V216L230 217H232ZM238 214V213H237ZM247 214V213H246ZM263 214V213H262ZM116 215V214H115ZM115 215H113L114 217H116L117 218V216H115ZM214 215V216H215ZM224 215V214H223ZM239 215V214H238ZM244 215V214H243ZM242 215V216H243ZM251 215V214H250ZM252 215H253V213H252ZM255 215V214H254ZM107 216V217H108ZM137 216V215H136ZM215 216V217H216ZM227 216V215H226ZM225 216V217H226ZM256 216V215H255ZM263 216V215H262ZM106 216H105V219L107 218ZM131 217V216H130ZM134 217H135V215H134ZM140 217V216H139ZM240 217V216H239ZM239 217H237V218H239ZM257 217V216H256ZM255 217V218H256ZM261 217V214H260V216H259V218ZM210 218L212 219V217L210 216ZM209 218V219H210ZM214 218V217H213ZM222 217H220V219H218L219 220V222H221V223H223L222 222V220L224 221V219L222 218ZM254 218V217H253ZM128 219V218H127ZM135 219H137V218H135ZM215 219V218H214ZM228 219H230V218H228ZM242 219H244V218H242ZM242 219H238L239 221H240V223L243 225V223H244V221L245 220H243V222H241V220ZM261 219H263V218H261ZM116 220V219H115ZM119 220V219H118ZM166 220H168V219H166ZM236 220V219H235ZM237 220V221H238ZM137 221V220H136ZM209 221V220H208ZM234 221V220H233ZM237 221H236V224H237ZM238 221V222H239ZM120 222H122V221H120ZM248 222V221H247ZM246 222V223H247ZM227 223V222H226ZM230 223V222H229ZM231 223H232V221H231ZM230 223V224H231ZM235 223V222H234ZM240 223H238V225L240 224ZM246 223H244V228H246L247 229V225H249L248 223L246 224ZM254 223V222H253ZM252 223V224H253ZM116 224V223H115ZM225 224V223H224ZM67 227H66V226ZM119 225V224H118ZM118 225H116V226H118ZM227 225H228V223H227ZM234 225V224H233ZM241 225V226H242ZM246 225V226H245ZM257 225H259L258 223H257ZM62 226L63 227H65V229H63V230H65V231H67V229L68 228H70V231L69 232H67L66 234H63L62 233V231H61V229L60 228H62ZM69 226V227H68ZM116 226H115V228H116ZM218 226V225H217ZM224 226V225H223ZM234 226H236V225H234ZM240 226V225H239ZM111 227H112V225L110 226V229H111ZM222 227V226H221ZM226 227V226H225ZM113 228V227H112ZM153 228V227H152ZM222 228H224V227H222ZM227 228V227H226ZM241 228V227H240ZM248 228L249 229H247L248 231H250V232H248V234L250 233V235H249V239H248V241L247 242H249V240H250V242H252L253 244H255L256 246H257V244H259L260 242H259V240H257V236L259 235V234H257L256 233V236L254 237V236H252L251 238H250V236L251 235H253V231H254V229H253V231H252V229L250 228V226H248ZM60 229V230H59ZM219 229V228H218ZM237 229H239V228H237ZM237 229H234L233 230V226H232V229L231 230H233L234 232L233 233H235V234H232L231 232V234H232V236L231 235H228V236H231V238L230 239H232V238H234V235L237 237V235H238V233H236L235 232V230L237 231ZM243 229V228H242ZM242 229H239V230H242ZM55 230V231H54ZM59 230V231H58ZM112 230V229H111ZM223 230V229H222ZM229 230H230V226H229ZM229 230H228V232H229ZM237 231V232H240V231ZM247 230H245L246 232H247ZM173 231V230H172ZM243 231V233H244V230H242ZM51 232H57L58 233V237H61V239L64 241V243H63V245L62 244H60V245H62V246H60V247H58L59 249H57L56 250V248H55V250H56V254L54 253V254H52V253H50V247L48 248L47 247V243L48 242H46V241H48V239L46 240V238L47 237H49L50 236V234H51ZM62 233V234H59V233ZM112 232V231H111ZM165 232V231H164ZM181 232V231H180ZM218 232V231H217ZM225 232H227V231H225ZM117 233V232H116ZM153 233H155V232H153ZM162 233H163V231H162ZM167 233V232H166ZM173 233V232H172ZM242 233V232H241ZM239 234V235H242V234ZM114 234H115V231H114ZM114 234H112V235H114ZM119 234V233H118ZM179 234V233H178ZM220 234V233H219ZM229 234V233H228ZM55 235H57V234H55ZM116 235V234H115ZM177 235V234H176ZM221 235V234H220ZM224 235V234H223ZM243 235H245V233L243 234ZM254 235H255V233H254ZM110 236V237H109ZM169 236V235H168ZM182 236V235H181ZM116 237V236H115ZM177 237H178V235H177ZM200 237V236H199ZM219 237V236H218ZM51 238H53V237H51ZM110 238L111 239H113L114 240V242L113 241H111L110 240ZM192 238V237H191ZM205 238V237H204ZM238 238V237H237ZM242 238H244V237H242ZM247 238H248V236H247ZM256 238V240L257 241H254V239ZM50 239V238H49ZM55 239V238H54ZM57 239V238H56ZM60 238H59V243H60V240H61ZM179 239V238H178ZM214 239V238H213ZM51 240V239H50ZM49 240V241H50ZM58 240V239H57ZM61 240V241H62ZM182 240V239H181ZM193 240V239H192ZM209 240V239H208ZM215 240V239H214ZM222 240V239H221ZM228 240V239H227ZM234 240H235V238H234ZM236 240H238V239H236ZM240 240H241V238H240ZM243 240V239H242ZM54 241V240H53ZM110 241H111V243H112V245H111V243H110ZM190 241V240H189ZM188 241V242H189ZM195 241V240H194ZM193 241V242H194ZM203 241V240H202ZM218 241V240H217ZM223 241V240H222ZM56 242V241H55ZM125 242V241H124ZM158 242H160V241H158ZM182 242V241H181ZM187 242V243H188ZM192 242V243H193ZM206 242V241H205ZM208 242V241H207ZM210 242H213V241H210ZM216 242V241H215ZM232 242H233V240H232ZM236 243H237V241H235ZM245 241H243V243H244ZM258 242V243H257ZM49 243H51V242H49ZM54 243V242H53ZM119 243V242H118ZM200 243V242H199ZM230 243V242H229ZM252 243H248V245H249V247H250V245L252 244ZM58 244V243H57ZM117 244V243H116ZM183 244V243H182ZM186 244V243H185ZM197 244V243H196ZM206 244V243H205ZM225 244V243H224ZM239 244V241H238V243L237 244H235V246L234 245H232V248L234 249V251L236 250V252H237V249H238V247H236V245H238ZM240 244H241V241H240ZM239 244V245H240ZM247 244V243H246ZM252 244V245H253ZM50 245H52V243L50 244ZM173 245V244H172ZM175 245V244H174ZM187 245V244H186ZM195 245V244H194ZM203 245H204V243H203ZM216 245V244H215ZM218 245V244H217ZM216 245V246H217ZM238 245V246H239ZM242 245H244V244H242ZM242 245H240V246H242ZM254 245V246H255ZM59 246V245H58ZM121 246V245H120ZM181 246V245H180ZM207 246V245H206ZM205 246V247H206ZM213 246H214V244H213ZM215 246V247H216ZM220 246V245H219ZM236 248H234V247ZM246 246V245H245ZM255 246V247H256ZM259 246H260V244H259ZM258 246V247H259ZM54 247V246H53ZM64 247V246H63ZM62 247V248H63ZM187 247V246H186ZM223 247H225V246H223ZM227 247V246H226ZM251 247H253V246H251ZM52 248V247H51ZM134 248V247H133ZM176 248H178V247H176ZM181 248V247H180ZM211 248V246H209V249ZM214 248V247H213ZM229 248H231V246L229 247ZM231 248V249H232ZM240 248V247H239ZM254 248V247H253ZM257 248V247H256ZM255 248V249H256ZM260 248V247H259ZM117 249V248H116ZM121 249V248H120ZM51 250H53V249H51ZM54 250V251H55ZM123 250V249H122ZM135 250V249H134ZM133 250V251H134ZM175 250V249H174ZM180 250V249H179ZM189 250V249H188ZM203 250H206V248L204 249L203 248ZM210 250H212L213 251V249H210ZM210 250H208L209 251V254H210ZM215 251H217L216 249H214ZM228 250V249H227ZM226 250V251H227ZM240 250H242V249H240ZM261 250H263V249H261ZM63 251V252H64ZM119 251V250H118ZM136 251V250H135ZM168 251V250H167ZM202 251V250H201ZM207 250H206V252H208ZM214 251V252H215ZM220 251H221V249H220ZM249 251V250H248ZM52 252V251H51ZM58 252H61V250L60 251H58ZM121 252V251H120ZM123 252H124V250H123ZM178 252V251H177ZM205 252V251H204ZM203 252V253H204ZM213 252V253H214ZM62 253V252H61ZM117 253H119V252H117ZM122 253V252H121ZM120 253V254H121ZM126 253L127 252H125V254H124V256L123 257H129V256H127L126 255ZM181 253V252H180ZM189 253V252H188ZM196 253V252H195ZM221 253L223 254H221L222 255V257L223 258H226L228 261H226V259H225V261L226 262H230L231 264H239L240 262H237V261H239L238 260V258L236 259V261L234 262V260H231V257H232V255L230 256V254H233V253H225V254H227V255H224V252H222L221 251ZM239 253V252H238ZM248 253V252H247ZM260 253V252H259ZM128 254V253H127ZM134 254V253H133ZM137 254H138V252H137ZM199 254V253H198ZM208 254V253H207ZM207 254H205L203 257L204 258H209L210 257V255H208L207 257H205ZM215 254H216V257H215V259L217 258V257H220V255L218 254V253H216L215 252ZM215 254H214V256H215ZM218 254V255H217ZM264 254V253H263ZM57 255H60V254H57ZM126 255V256H125ZM145 255V254H144ZM201 255H202V252H201ZM236 255V254H235ZM118 256V255H117ZM121 256V255H120ZM136 256V255H135ZM134 256V257H135ZM183 256V255H182ZM62 257V256H61ZM131 257V256H130ZM134 257H132V259H134V263L136 264V262L138 261V259H136V258H134ZM143 257V256H142ZM179 257H180V255H179ZM202 257V256H201ZM202 257V258H203ZM262 257V256H261ZM116 258V259H115ZM203 258V259H204ZM212 260H213V258L212 257H210ZM209 258V259H210ZM148 259H149V257H148ZM189 259V258H188ZM195 259H196V257H195ZM203 259H201V260H203ZM206 259H204L203 261H201V263L202 262H204V261H206ZM209 259H207V261H206V264L207 263H209V264H212V263H210V260ZM234 259V258H233ZM120 260H122V257H121V259ZM124 260V259H123ZM122 260V261H123ZM147 260V259H146ZM157 260V259H156ZM172 260V259H171ZM187 260V259H186ZM211 260V261H212ZM218 260H220L219 262H218ZM218 260H216V262H218V263H216V264H220V263H224L223 261H224V259H223V261H222V259H219L218 258ZM126 261H128L129 262V258H127V260H126V258H125V261L124 262H122V263H124L125 264V262ZM131 262V264H132V262H133V260H130ZM165 261V260H164ZM241 261V260H240ZM118 262V263H117ZM121 262V261H120ZM128 262H126V263H128ZM176 262V261H175ZM178 262V261H177ZM213 262V261H212ZM225 262V263H226ZM122 263H120V264H122ZM129 263V264H130ZM138 263H139V261H138ZM137 263V264H138ZM141 263V262H140ZM214 263V262H213ZM73 264H75V263H73ZM204 264V263H203ZM229 264V263H228ZM240 264H242V263H240Z\"/></svg>", "mask_w": 264, "mask_h": 264}]
</instances>
